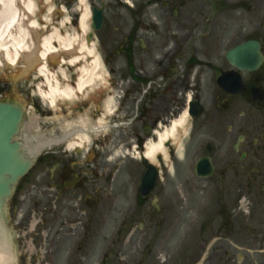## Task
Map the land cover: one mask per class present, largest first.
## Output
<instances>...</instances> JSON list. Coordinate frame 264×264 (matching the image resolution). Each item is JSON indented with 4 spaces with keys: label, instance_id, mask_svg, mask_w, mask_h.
Instances as JSON below:
<instances>
[{
    "label": "flooded vegetation",
    "instance_id": "flooded-vegetation-1",
    "mask_svg": "<svg viewBox=\"0 0 264 264\" xmlns=\"http://www.w3.org/2000/svg\"><path fill=\"white\" fill-rule=\"evenodd\" d=\"M86 2L103 10L101 85L49 109L32 72L0 79V103L24 99L14 141L32 163L12 197L14 264H95L100 238L98 264H128L135 235L130 264H159L160 237L180 234L189 215L186 260L161 263L232 264L220 243L239 237L243 214L247 264H264V0ZM247 42L259 44L257 68L228 59ZM55 112L59 133L47 132Z\"/></svg>",
    "mask_w": 264,
    "mask_h": 264
},
{
    "label": "rangeland",
    "instance_id": "rangeland-1",
    "mask_svg": "<svg viewBox=\"0 0 264 264\" xmlns=\"http://www.w3.org/2000/svg\"><path fill=\"white\" fill-rule=\"evenodd\" d=\"M31 1L33 2V11L31 20L35 22L36 29L34 30L35 33H37V46L39 53V45L41 42V39L53 34L54 32L59 33L61 36H67L70 39H78V42L85 43L87 45H91L93 49V58H86L85 55H78V44L76 45L75 49L73 50L74 54H71L70 56H65L62 49L59 47V51L55 53L54 61H46V69L49 73H55L58 77H63V81L65 84H70L72 81V78L75 76H78L79 71L81 69L88 68L91 65L92 60L96 59L98 61V66L95 71V82L92 85L91 89L95 88L96 86H99L103 83L104 80V67L100 58L99 53L97 52V43L94 39V36H92L91 42L86 39L85 36L90 34L89 24H90V13L91 9L89 7V3H85L81 6V9L79 11L75 10L74 6L77 4L75 3L72 6H67V12L66 13H60V11L55 10V5L57 1L54 0H18L19 5L23 4L25 2ZM75 2V1H74ZM77 6V5H76ZM83 13H86L88 15V30L85 34V36L82 34V32L78 28V23L81 15ZM70 22V24H68ZM76 22V23H73ZM45 26V29L42 28ZM98 36V35H97ZM91 43V44H90ZM36 54V58L38 60V55ZM79 57V63L75 66L69 65V60L72 57ZM18 65V64H17ZM17 65L12 67L8 64H6L3 60V58L0 57V79H3L4 77H7L8 80L12 81L13 83H16L19 80V77L21 75L22 68H17ZM36 65L40 67L42 63L38 60ZM27 68V67H26ZM30 71H33L30 69ZM32 84L33 92L38 94L39 97H37L38 101H42L46 104L47 108H50L51 105L48 104V101L42 97L41 93L46 91L44 87V81L43 78L38 75L37 71L35 70L32 72V78L30 80ZM13 101L17 103L18 105L22 106V108L25 109V102L24 99L20 96L16 95L13 98ZM59 103V98L55 99V105L52 108H57V104ZM54 124L51 125V128H48L46 131L51 133H59V112H55L53 114ZM37 131H39L37 129ZM44 132V131H42ZM12 200H9L7 204L5 205V211L6 215L10 218L12 216ZM193 216L189 215L186 218L187 221V228L183 229L181 228L180 234L172 236V237H160L158 245L159 248H157L154 251V260L159 262V264H162V261H183L186 260L185 253L181 251V249L178 248L179 245L184 244V240L186 239L185 232L189 227L190 222H192ZM115 221V220H114ZM112 222V224L114 223ZM241 221L242 225H240L241 233H239V237H224V241L220 244H223L224 252H225V258L228 257L229 260H233L235 264L240 263L241 261H244L243 264H247L248 262V242H249V236L246 232V229H249V220L247 219L246 215H241ZM8 228H12V223L8 225ZM179 229V227H177ZM113 237V236H112ZM200 237L193 238L191 240L190 246L193 245H200V242L198 240ZM136 235L134 236L133 242L130 243V247L126 249V261L128 264H130V261L136 262L139 259V255L135 252H132L131 250L133 248H136ZM210 241V239H209ZM231 243L233 246L229 245ZM104 245L103 238H100L97 240V259L96 263L98 264V261L101 260L103 252H104ZM21 248V247H20ZM202 257V254L199 255V259ZM193 259L195 262L199 261ZM232 263V264H234Z\"/></svg>",
    "mask_w": 264,
    "mask_h": 264
},
{
    "label": "bare ground",
    "instance_id": "bare-ground-1",
    "mask_svg": "<svg viewBox=\"0 0 264 264\" xmlns=\"http://www.w3.org/2000/svg\"><path fill=\"white\" fill-rule=\"evenodd\" d=\"M33 11V2L28 1L19 5L18 0H0V54L4 61L15 66L23 54L29 53L36 41L34 38L35 22L31 20ZM79 30L85 36L88 30V15L83 13L79 20ZM78 44V55H85L86 58H93V49L91 45L78 42V39H70L67 36H61L59 33L46 36L41 39L39 45V60L44 64L46 61H54L55 53L59 47L64 53L72 52ZM56 45V46H54ZM30 58L25 60L30 64ZM79 63V57H72L69 65L75 66ZM98 61L92 60L88 68L81 69L76 81V88L72 89L63 86L59 77L55 73H49L45 64L39 67V74L43 78L45 90L41 93L51 105L55 99L63 97L70 100L75 94H82L89 90L95 82V71ZM173 136V129L160 136L158 144L152 146L146 153L148 160L155 158L157 154L163 152V144ZM12 246L6 229L0 223V264H14Z\"/></svg>",
    "mask_w": 264,
    "mask_h": 264
},
{
    "label": "water",
    "instance_id": "water-1",
    "mask_svg": "<svg viewBox=\"0 0 264 264\" xmlns=\"http://www.w3.org/2000/svg\"><path fill=\"white\" fill-rule=\"evenodd\" d=\"M103 22L102 10L93 9L90 29L99 31ZM250 56V57H249ZM255 62L247 65L251 60ZM228 59L242 69L257 67L262 57L259 53V46L256 43H245L228 54ZM21 119V112L12 105L0 104V215L4 211L3 207L10 198L14 185L18 179L23 177L29 170L31 163L25 160L17 143H12L13 136L17 131ZM153 174L147 175V177Z\"/></svg>",
    "mask_w": 264,
    "mask_h": 264
}]
</instances>
